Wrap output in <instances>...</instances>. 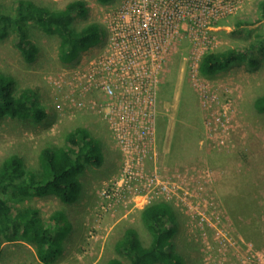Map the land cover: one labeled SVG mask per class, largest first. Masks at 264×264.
Returning <instances> with one entry per match:
<instances>
[{
    "label": "rangeland",
    "instance_id": "obj_1",
    "mask_svg": "<svg viewBox=\"0 0 264 264\" xmlns=\"http://www.w3.org/2000/svg\"><path fill=\"white\" fill-rule=\"evenodd\" d=\"M14 1L0 0V9L10 11ZM34 1L60 10L73 0ZM83 1L89 14L74 22L77 31L102 21L104 13L122 0ZM262 2L253 0L236 16L220 21L217 31L203 35L206 40L201 45L187 42L172 48L162 66L165 74L154 137L162 155L157 171L152 163L144 165L143 176L134 184L141 187L146 178L157 176L170 191L172 200L163 196L153 201H167L176 209L178 230L173 245L184 264H264V114L253 106L264 95ZM30 38L39 49L38 61L26 64L10 37L0 41V73L14 79L15 95L31 89L47 117L41 123L0 118V165L10 155H18L27 170L34 169L40 151L62 145L76 127L87 128L101 141L106 161L80 176L82 192L76 204L64 206L53 196L26 197L16 203L15 211L34 206L48 219L66 209L73 229L58 264H106L115 257L113 243L125 227L140 229L145 244L149 238L130 194H121L106 207L100 199L101 188L119 177L123 166L121 153L117 150V156L112 155L113 133L104 120L101 101L95 100L92 107L88 95L82 93L83 75L103 45L65 65L58 59L56 36H45L32 24ZM262 40L263 50L255 51L257 67L236 63L211 77L195 70L207 52L248 48ZM190 57H195L193 65ZM0 264L40 263L32 245L15 241L2 245Z\"/></svg>",
    "mask_w": 264,
    "mask_h": 264
},
{
    "label": "trees",
    "instance_id": "obj_2",
    "mask_svg": "<svg viewBox=\"0 0 264 264\" xmlns=\"http://www.w3.org/2000/svg\"><path fill=\"white\" fill-rule=\"evenodd\" d=\"M97 1L109 4L114 0ZM88 14L83 0L70 1L60 10H52L34 0H15L10 11L0 9V41L12 37L23 61L34 65L39 59V49L30 38L33 24L43 35L56 36L59 61L73 64L84 52L106 41V30L97 22H90L79 31L74 28V22L86 19ZM261 15L264 17V2ZM262 42L248 48L207 52L199 62L198 73L211 77L243 62L257 67L255 51L263 50ZM14 84L11 76L0 73V118L43 122L46 112L36 104L31 89L15 95ZM253 106L257 113L264 114V95L257 97ZM105 161L101 141L84 127L68 132L62 145L43 148L34 169L27 170L18 155L5 158L0 165V249L7 242H25L35 248L40 264H58L64 255L65 240L73 229L66 209H59L44 219L34 206L16 212L15 205L26 197L53 196L62 205L72 206L82 192L80 176L89 167H102ZM139 212L149 243L142 241L140 229L127 226L115 238V257L106 264H184L173 245L178 230L176 209L168 202L156 201Z\"/></svg>",
    "mask_w": 264,
    "mask_h": 264
},
{
    "label": "built area",
    "instance_id": "obj_3",
    "mask_svg": "<svg viewBox=\"0 0 264 264\" xmlns=\"http://www.w3.org/2000/svg\"><path fill=\"white\" fill-rule=\"evenodd\" d=\"M252 1L122 0L97 22L107 37L98 59L87 66L82 93L88 95L92 107L95 100L101 101L104 120L123 158L119 177L100 190L103 206L114 204L121 194H130L138 209L156 202L154 198L173 199L157 176L146 178L141 187L134 184L143 176L144 165L152 163L157 171V99L167 52L187 42L201 45L206 40L203 35L217 31L220 21L236 16ZM200 60L194 65L197 71ZM194 61L195 57L189 58L190 65ZM177 189L183 191L181 186Z\"/></svg>",
    "mask_w": 264,
    "mask_h": 264
},
{
    "label": "crops",
    "instance_id": "obj_4",
    "mask_svg": "<svg viewBox=\"0 0 264 264\" xmlns=\"http://www.w3.org/2000/svg\"><path fill=\"white\" fill-rule=\"evenodd\" d=\"M100 128L104 129V131H105V133H106V130H105V128L103 127V125H101ZM158 148H159V147H158ZM158 151H159V156L161 157L162 153L160 152V150H158ZM118 153H119V152L117 151V149H116V147H115V145H114V149H113V151H112V155L116 157ZM113 156H112V157H113ZM160 157H159V159H160Z\"/></svg>",
    "mask_w": 264,
    "mask_h": 264
}]
</instances>
